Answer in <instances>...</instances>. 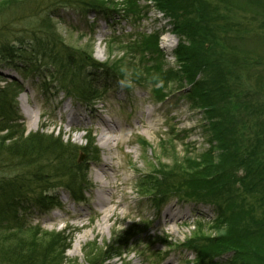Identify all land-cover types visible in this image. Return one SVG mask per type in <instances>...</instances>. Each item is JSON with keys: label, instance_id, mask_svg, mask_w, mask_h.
<instances>
[{"label": "trees", "instance_id": "16d2710c", "mask_svg": "<svg viewBox=\"0 0 264 264\" xmlns=\"http://www.w3.org/2000/svg\"><path fill=\"white\" fill-rule=\"evenodd\" d=\"M115 1L0 0V64L14 65L25 78L41 76L46 91L56 86L66 98L85 104L98 102L102 96L99 78L125 82L126 73L66 46L49 9L61 6L95 13L107 23L119 15L134 24L142 20L141 0H124L120 6ZM153 1L171 18L180 38L175 54L182 75L168 74L182 77L192 86L190 96L208 121L211 149L186 161L184 171L173 168L166 174L160 171L155 177H142V197H149L154 206L176 200L213 207L215 227H225L224 233L204 235L200 226L187 241V248L196 254L193 264H264V108L253 103L264 100V59L260 54L264 48L257 42L255 51L239 45L250 32L255 35L251 24L264 16V0ZM27 5L37 16L34 22L23 15ZM233 10L242 15L231 14ZM15 24L24 29L18 31ZM256 37L264 43L263 36ZM12 38L16 40L10 41ZM115 40L121 42L118 37ZM140 40L145 53L161 57L157 35H140ZM243 69L257 79L253 91L242 80ZM152 70L155 73L150 79L165 100V70L161 64ZM133 76L146 84L143 76ZM139 80L135 83H141ZM21 93L19 81L0 87V264H66L67 239L60 233H41L40 228L30 227L25 214L37 209L49 213L60 205L50 193L53 187L46 188L50 179L58 180L75 202H85L87 167L77 163L79 149L65 145L54 132L26 133L18 110ZM87 143L83 150L88 160L96 162L94 141L88 138ZM120 244L92 250L86 264L121 257ZM230 254L232 258L224 261Z\"/></svg>", "mask_w": 264, "mask_h": 264}, {"label": "rangeland", "instance_id": "374dc122", "mask_svg": "<svg viewBox=\"0 0 264 264\" xmlns=\"http://www.w3.org/2000/svg\"><path fill=\"white\" fill-rule=\"evenodd\" d=\"M123 1L116 0L115 4ZM147 1L139 3L143 18L137 24L121 15L107 23L95 13L85 14L61 6L49 9L66 46L126 73L124 76L128 83L99 78L102 96L94 104L66 98L56 86L50 85L46 91L41 87V76L25 78L14 65L0 64V87L12 81L21 83L18 110L26 133L54 132L65 145L79 149L77 163L87 167L89 187L85 202H75L58 180L50 179L46 188L53 187L50 193L60 205L49 213L37 209L25 214V222L30 227L40 228L41 233H60L67 239L66 264H86L87 255L92 250L97 252L107 246H118L120 242L123 249L121 258L116 257L104 264H193L196 254L187 248V241L199 227H204V235L224 233L225 227H215L216 214L210 205L182 204L173 200L154 206L149 197H142L143 178L150 174L155 177L158 174L154 173L160 171L166 174L173 168L184 171L186 161L194 160L211 149V135L206 128L208 121L204 110L196 107L190 96L192 86L182 77L172 78L168 74L172 71L182 75V64L175 57L171 58V54L162 53L161 57L147 54L140 45V35L171 31L169 22L159 21L160 14L153 12ZM251 6L260 9L256 4ZM23 10V15L31 22L36 20L31 5L23 7ZM240 13L233 10L231 14L239 16L242 15ZM15 25L18 31L24 29V25ZM251 26L256 31L255 35L250 32L239 45L255 51L257 42L264 48L262 40L255 39L258 35L264 38V16L256 17ZM116 37L121 42L115 40ZM174 38L179 44L180 38ZM13 40L16 39H10ZM260 54L264 59V50L261 49ZM157 64L165 70L163 81L168 84L165 100L156 91L159 86L150 79V75L155 73L152 68ZM134 74L143 76L146 84L136 79ZM241 74L246 87L253 91L256 77L247 74L245 69ZM135 80L141 83H135ZM253 103L264 108L263 99ZM27 110L33 113L31 118L26 116ZM72 119H76L74 124H70ZM102 120L113 128L119 127L110 134L113 142L109 146H102L99 140ZM249 124L247 122V127ZM248 133L253 134V130H248ZM88 138L94 141L98 151L97 161L100 160L101 165L105 162L111 165L108 175L101 180L108 190L102 194L104 206L98 205L100 184L96 180V175L101 174V166L88 160V154L83 150L88 145ZM214 155L217 156L218 151ZM239 175L243 172L240 171ZM106 211L110 212V217L104 219ZM168 211L170 217H166ZM230 258L231 254L223 260Z\"/></svg>", "mask_w": 264, "mask_h": 264}, {"label": "bare ground", "instance_id": "6f19581e", "mask_svg": "<svg viewBox=\"0 0 264 264\" xmlns=\"http://www.w3.org/2000/svg\"><path fill=\"white\" fill-rule=\"evenodd\" d=\"M25 114L28 118H31L33 116V113L29 110L25 111ZM75 120L72 119L70 121V124H74ZM102 123H103V128H102V132L100 134L99 140L102 143V146H109L113 142V139L110 137V134L115 133L117 129L119 130V127H117V125H116L115 128H113L111 125H109L108 122L103 121V120H102ZM81 137L82 136H78V138H81ZM99 161H96L95 164L99 163ZM98 165L101 166V169H100L101 174L96 175V178H97L96 180H97L98 184H100V196L98 197V205L104 206L105 205V199L102 197V194H104L108 190L106 187V183L101 181V180L103 177L106 178V176L108 175L107 171H108V169H111V165H110V163H107V162H105L102 165H101V163H99ZM109 214H110V212H107V211L104 212V219L109 218L110 217ZM166 217H170L169 211L166 213ZM182 219L183 218H181V220Z\"/></svg>", "mask_w": 264, "mask_h": 264}, {"label": "built area", "instance_id": "2783aa9c", "mask_svg": "<svg viewBox=\"0 0 264 264\" xmlns=\"http://www.w3.org/2000/svg\"><path fill=\"white\" fill-rule=\"evenodd\" d=\"M160 16H161V19H162L163 18V15L160 14ZM160 45L164 49H168L170 47H173V45H174V39L169 34H166L165 36H163L161 38Z\"/></svg>", "mask_w": 264, "mask_h": 264}, {"label": "water", "instance_id": "95a60500", "mask_svg": "<svg viewBox=\"0 0 264 264\" xmlns=\"http://www.w3.org/2000/svg\"><path fill=\"white\" fill-rule=\"evenodd\" d=\"M82 159H83V157L80 160H82Z\"/></svg>", "mask_w": 264, "mask_h": 264}]
</instances>
